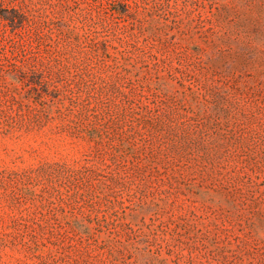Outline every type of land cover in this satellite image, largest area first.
<instances>
[{
    "label": "rangeland",
    "instance_id": "1",
    "mask_svg": "<svg viewBox=\"0 0 264 264\" xmlns=\"http://www.w3.org/2000/svg\"><path fill=\"white\" fill-rule=\"evenodd\" d=\"M0 264H264V0H0Z\"/></svg>",
    "mask_w": 264,
    "mask_h": 264
}]
</instances>
